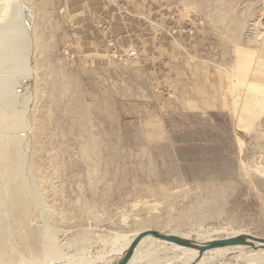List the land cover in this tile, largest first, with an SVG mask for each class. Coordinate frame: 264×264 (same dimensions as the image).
<instances>
[{
  "label": "rangeland",
  "instance_id": "1",
  "mask_svg": "<svg viewBox=\"0 0 264 264\" xmlns=\"http://www.w3.org/2000/svg\"><path fill=\"white\" fill-rule=\"evenodd\" d=\"M22 2L29 151L47 210L30 209L28 233L49 221L68 264H118L147 230L264 238V111L244 127L229 93L238 49L264 59V0H102L88 16L87 0ZM26 235L0 247V264H22ZM183 248L150 239L135 264H184ZM254 253L218 264H256Z\"/></svg>",
  "mask_w": 264,
  "mask_h": 264
},
{
  "label": "bare ground",
  "instance_id": "2",
  "mask_svg": "<svg viewBox=\"0 0 264 264\" xmlns=\"http://www.w3.org/2000/svg\"><path fill=\"white\" fill-rule=\"evenodd\" d=\"M23 11L22 0H0V247H8L14 234L25 233L27 234L25 243H28L26 246L28 255L23 257L22 264H68V261L63 263L65 259L63 256L67 251L64 253L62 246L58 245L55 230L49 221L44 223V229L40 232L33 231L30 234L27 230L30 209L39 211L40 215L47 210H45L44 202L39 194L40 184L38 185V181H40L39 176L42 168H38L39 165L36 164L31 151H29L32 143V138L28 136L31 100L26 93L29 91L31 80L29 73L32 74L28 66V51H30L33 39L30 40L28 32L25 33L26 23L24 24ZM241 49L237 50L235 79L232 80V90L229 93L234 96L236 107L234 114L237 123H242L244 127H250L256 122L252 123V121L257 120L264 111V59L256 58L254 52ZM241 78L245 81H242ZM208 87L205 88L202 84L198 90L202 95H209L206 91ZM216 89L213 94L223 96L225 92L219 88ZM21 134L23 135L21 136ZM84 150L87 167V145ZM12 219H15L17 228H14L13 224L11 225ZM39 236H42L40 239L43 244L42 249L38 246ZM137 236L138 234L135 238ZM133 240L129 242L127 249ZM149 240L146 238L141 242L129 264H135L139 260L143 253L140 250ZM183 250L189 258L184 264H208V257H202L198 251L188 248H183ZM246 250L247 247L241 246L218 249L216 251L221 255V259H215L217 262L215 260L213 262L218 264V261L229 255L242 253ZM213 251L215 252V250ZM258 252L263 254L264 250ZM261 253L248 254L245 258L253 263L262 264V259L257 258Z\"/></svg>",
  "mask_w": 264,
  "mask_h": 264
},
{
  "label": "water",
  "instance_id": "3",
  "mask_svg": "<svg viewBox=\"0 0 264 264\" xmlns=\"http://www.w3.org/2000/svg\"><path fill=\"white\" fill-rule=\"evenodd\" d=\"M146 238H149L152 241H163L180 247L193 249L198 251L200 255H203L207 251L232 248L238 246L247 247L249 251L264 250V238L254 237L247 234L201 243V242L192 241L185 238H179L177 236L161 233L158 231L147 230L138 234V236L130 244L127 251L122 255L121 260L118 262V264H129L136 250L139 248L141 242Z\"/></svg>",
  "mask_w": 264,
  "mask_h": 264
},
{
  "label": "crops",
  "instance_id": "4",
  "mask_svg": "<svg viewBox=\"0 0 264 264\" xmlns=\"http://www.w3.org/2000/svg\"><path fill=\"white\" fill-rule=\"evenodd\" d=\"M102 0H87V16L91 15L94 12H99L97 9H100ZM96 10V11H95ZM94 11V12H93ZM88 28V27H87ZM92 30L94 29L93 25L91 26ZM124 34L125 30L123 29V26L120 22L116 23V32H121Z\"/></svg>",
  "mask_w": 264,
  "mask_h": 264
}]
</instances>
